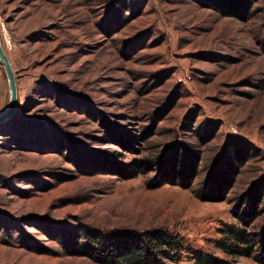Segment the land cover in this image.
Instances as JSON below:
<instances>
[{"label": "rangeland", "instance_id": "rangeland-1", "mask_svg": "<svg viewBox=\"0 0 264 264\" xmlns=\"http://www.w3.org/2000/svg\"><path fill=\"white\" fill-rule=\"evenodd\" d=\"M214 5L0 0L19 98L0 124V264H97L73 250L125 230L178 237L171 264H259L218 242L264 181V0ZM9 101L0 65V115ZM219 173L226 200L204 201Z\"/></svg>", "mask_w": 264, "mask_h": 264}, {"label": "trees", "instance_id": "trees-1", "mask_svg": "<svg viewBox=\"0 0 264 264\" xmlns=\"http://www.w3.org/2000/svg\"><path fill=\"white\" fill-rule=\"evenodd\" d=\"M250 0H216V7L226 17L243 14L249 9ZM238 13V14H237ZM235 159L241 163L249 155L250 148L244 145H234ZM243 158V159H242ZM236 162V160H234ZM194 168L188 167L186 178L192 181ZM211 183L210 195L204 196V201L223 202L226 200V189H231L230 175H215ZM215 191V192H213ZM216 193V195H212ZM264 200V181L258 182L234 211L237 224H224L220 229L223 237L218 247L224 253L239 257L253 258L259 264H264V230L260 236L251 232L253 224L262 215L261 205ZM260 238V239H259ZM261 243H260V241ZM178 237L166 230H150L145 232L117 231L109 237L92 236L88 245L76 248V255L91 259L97 264H171L175 263L178 249ZM260 253L256 255L257 248ZM198 261V260H197ZM199 264H226L225 260L206 255L198 261Z\"/></svg>", "mask_w": 264, "mask_h": 264}, {"label": "water", "instance_id": "water-1", "mask_svg": "<svg viewBox=\"0 0 264 264\" xmlns=\"http://www.w3.org/2000/svg\"><path fill=\"white\" fill-rule=\"evenodd\" d=\"M0 65L3 67L10 91V101L6 111L0 115V124L7 123L14 118L19 106L17 78L11 60L2 45L0 34Z\"/></svg>", "mask_w": 264, "mask_h": 264}]
</instances>
